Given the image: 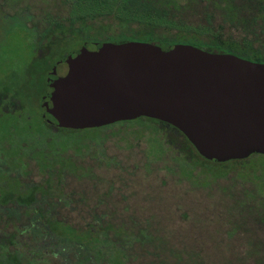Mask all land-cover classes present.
I'll return each instance as SVG.
<instances>
[{"label": "trees", "instance_id": "1", "mask_svg": "<svg viewBox=\"0 0 264 264\" xmlns=\"http://www.w3.org/2000/svg\"><path fill=\"white\" fill-rule=\"evenodd\" d=\"M189 1L205 3L209 8L204 11L205 22L188 23L180 18L175 11L182 9L177 0H66V15L56 18L47 14L39 31L36 26L28 27L20 16L12 18L31 34H42L39 43L46 37L55 42L56 51L83 35L117 42L143 38L164 49L183 40L209 51L264 62V0ZM107 18L120 27L118 32L104 25L90 33L92 22ZM24 90L0 82V242L15 246L18 264H52L54 259L55 264H126L132 244L147 240L148 233L130 231L122 223L116 227L106 213L95 214L84 223L60 213L72 201L64 186L66 174L78 168L68 149L75 147L78 154L86 153L91 143L103 142L105 129L136 123L159 133L166 128V142L191 167L189 176L196 166L209 175L213 172L198 164V159L218 163L224 174L236 170L243 179L253 175L238 166L248 157L225 162L207 159L178 129L148 117L102 127L57 126L53 130L30 109L37 100L27 97ZM90 129L100 131L101 136L85 135ZM32 163L40 174L38 180L33 175L26 177Z\"/></svg>", "mask_w": 264, "mask_h": 264}, {"label": "rangeland", "instance_id": "2", "mask_svg": "<svg viewBox=\"0 0 264 264\" xmlns=\"http://www.w3.org/2000/svg\"><path fill=\"white\" fill-rule=\"evenodd\" d=\"M177 3L180 18L205 22V3ZM66 11V0H0V70L23 72L35 58L30 29L13 15L39 31L47 14L62 18ZM115 23L110 18L95 20L90 33L104 25L118 32ZM83 36L70 39L62 50L80 46L83 39L101 41ZM30 109L41 113L38 101ZM127 126L105 129L103 142L91 143L86 153L68 149L78 168L66 174L64 186L72 201L60 213L77 223L106 213L116 227L122 223L130 231L148 233L145 243L132 244L126 264H264V154H252L238 164L253 174L250 179L236 170L224 174L218 163L199 159L198 164L213 172L196 166L189 176L191 167L166 142V128L159 133L137 123ZM85 135L100 137L101 132L90 129ZM30 171L26 177L40 179L34 163ZM256 190L258 198L252 197Z\"/></svg>", "mask_w": 264, "mask_h": 264}, {"label": "water", "instance_id": "3", "mask_svg": "<svg viewBox=\"0 0 264 264\" xmlns=\"http://www.w3.org/2000/svg\"><path fill=\"white\" fill-rule=\"evenodd\" d=\"M44 106L59 127L148 117L207 159L264 154V62L174 43L87 41L55 62Z\"/></svg>", "mask_w": 264, "mask_h": 264}, {"label": "flooded vegetation", "instance_id": "4", "mask_svg": "<svg viewBox=\"0 0 264 264\" xmlns=\"http://www.w3.org/2000/svg\"><path fill=\"white\" fill-rule=\"evenodd\" d=\"M31 35L33 37L32 41L34 44V60L28 64L23 72H17L12 68L0 72V82L6 84L10 88L12 86L25 88L24 91L27 93V97L35 96L33 98L39 102V106L41 108L40 117L47 126L54 130L59 127L57 125V121L50 113L47 112L44 106V102L49 101L48 99L52 91V88L49 86L48 75L55 62L64 58L71 50L79 49L89 40H82V44L76 48L56 51V43H53L52 40H48L46 37L47 40L44 43H39L38 41L44 36L40 33ZM53 39H55V37ZM38 87H40V90H37ZM256 179H258V176H256ZM252 182L254 183V181ZM259 193L260 192L256 190L255 196L252 195V197L258 198L257 195ZM257 204H259V208L261 209L262 197L258 199ZM0 214H3V212L0 211ZM14 249V245H8L7 243L0 242V264L19 263V261L14 257ZM20 263L23 262L21 261Z\"/></svg>", "mask_w": 264, "mask_h": 264}]
</instances>
